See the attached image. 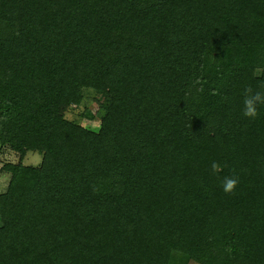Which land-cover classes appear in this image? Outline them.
<instances>
[{
	"label": "trees",
	"instance_id": "obj_1",
	"mask_svg": "<svg viewBox=\"0 0 264 264\" xmlns=\"http://www.w3.org/2000/svg\"><path fill=\"white\" fill-rule=\"evenodd\" d=\"M261 84L264 0H0V264H264Z\"/></svg>",
	"mask_w": 264,
	"mask_h": 264
},
{
	"label": "rangeland",
	"instance_id": "obj_2",
	"mask_svg": "<svg viewBox=\"0 0 264 264\" xmlns=\"http://www.w3.org/2000/svg\"><path fill=\"white\" fill-rule=\"evenodd\" d=\"M100 96L89 92L86 94V98L83 103L79 106H73L68 110L66 118L71 121H77L84 127L89 128L93 131H99L101 126V117L98 112L100 106ZM42 155L39 153L30 152L24 160V165L26 166H38L42 162ZM8 162L17 163L19 162L18 155L12 153L9 150L3 149L0 152V168ZM10 182V175L1 174L0 175V193H4L8 188Z\"/></svg>",
	"mask_w": 264,
	"mask_h": 264
},
{
	"label": "clouds",
	"instance_id": "obj_3",
	"mask_svg": "<svg viewBox=\"0 0 264 264\" xmlns=\"http://www.w3.org/2000/svg\"><path fill=\"white\" fill-rule=\"evenodd\" d=\"M243 115L250 119H255L258 116V106L264 105V84H261L260 90H254L248 86L243 93ZM211 169L214 174L222 171V166L213 161ZM239 184V177L234 173L224 175L221 180V188L226 194H233Z\"/></svg>",
	"mask_w": 264,
	"mask_h": 264
}]
</instances>
